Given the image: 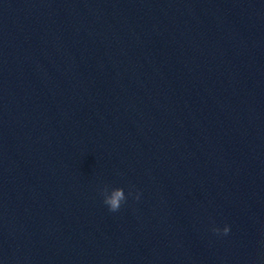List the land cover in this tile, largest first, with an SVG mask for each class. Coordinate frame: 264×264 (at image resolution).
<instances>
[{
    "label": "clouds",
    "instance_id": "1",
    "mask_svg": "<svg viewBox=\"0 0 264 264\" xmlns=\"http://www.w3.org/2000/svg\"><path fill=\"white\" fill-rule=\"evenodd\" d=\"M100 194L103 197V203L108 206L110 212L119 211L122 204L126 203L127 201V197L123 188L116 187L110 189L109 186L104 185L100 189ZM128 195L134 196V199H139V193H136L134 195L131 190L129 191ZM212 231L219 234L221 232V229L213 228ZM229 231L230 228L227 225L222 229L224 235H227Z\"/></svg>",
    "mask_w": 264,
    "mask_h": 264
}]
</instances>
